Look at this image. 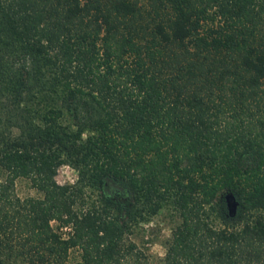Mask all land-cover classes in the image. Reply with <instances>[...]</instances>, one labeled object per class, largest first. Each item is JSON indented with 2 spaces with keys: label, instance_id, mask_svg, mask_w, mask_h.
<instances>
[{
  "label": "trees",
  "instance_id": "16d2710c",
  "mask_svg": "<svg viewBox=\"0 0 264 264\" xmlns=\"http://www.w3.org/2000/svg\"><path fill=\"white\" fill-rule=\"evenodd\" d=\"M0 168V264H264V0H0Z\"/></svg>",
  "mask_w": 264,
  "mask_h": 264
},
{
  "label": "rangeland",
  "instance_id": "374dc122",
  "mask_svg": "<svg viewBox=\"0 0 264 264\" xmlns=\"http://www.w3.org/2000/svg\"><path fill=\"white\" fill-rule=\"evenodd\" d=\"M3 174L0 168V177ZM54 179L60 185L73 184L76 179V171L68 164H61L56 170ZM14 189L21 197L39 195L25 177H17L14 180ZM108 193L112 197L120 199L124 197V189L119 184H112L108 189ZM227 201L229 212L232 213L236 204L233 205L230 196H228ZM176 221L177 218L171 213L170 209L162 206L151 214L145 213L143 218L133 223L127 237L144 252L150 264H161L165 251V240L170 235ZM51 224L62 235L66 234L67 227H59L56 220H51Z\"/></svg>",
  "mask_w": 264,
  "mask_h": 264
},
{
  "label": "water",
  "instance_id": "95a60500",
  "mask_svg": "<svg viewBox=\"0 0 264 264\" xmlns=\"http://www.w3.org/2000/svg\"><path fill=\"white\" fill-rule=\"evenodd\" d=\"M225 196H226V198H228V196L232 197V195L230 193H226ZM232 203H233V205L236 204L235 200H233V197H232Z\"/></svg>",
  "mask_w": 264,
  "mask_h": 264
}]
</instances>
